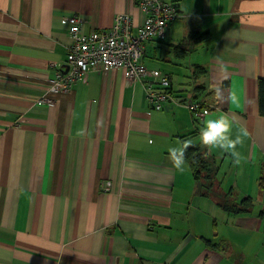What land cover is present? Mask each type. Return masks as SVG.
Instances as JSON below:
<instances>
[{
	"label": "crops",
	"instance_id": "crops-1",
	"mask_svg": "<svg viewBox=\"0 0 264 264\" xmlns=\"http://www.w3.org/2000/svg\"><path fill=\"white\" fill-rule=\"evenodd\" d=\"M166 1L178 16L141 58L169 77L156 110L122 68L90 69L69 89L50 82L65 64L67 16L85 33L126 13L135 30L133 0H0V264H264V0ZM189 100L216 107L197 119ZM221 115L240 136L238 159L202 142ZM182 145L245 208L200 192L187 159L174 168L168 150Z\"/></svg>",
	"mask_w": 264,
	"mask_h": 264
},
{
	"label": "built area",
	"instance_id": "built-area-1",
	"mask_svg": "<svg viewBox=\"0 0 264 264\" xmlns=\"http://www.w3.org/2000/svg\"><path fill=\"white\" fill-rule=\"evenodd\" d=\"M143 12V21L133 29L129 14L120 13L114 17L109 29L80 32L82 18L72 14L66 17L69 23L70 42L67 45L65 64L57 71L53 84L60 83L64 89L82 78L90 69L105 71L122 68L127 81L142 80L147 102L152 109L167 107L171 99L169 77L157 69H149L141 63L144 43L164 34L168 21L178 16V9L166 0H133ZM192 115L200 119L205 112L215 108V102L203 106L194 100L183 102ZM109 182L102 185L108 190Z\"/></svg>",
	"mask_w": 264,
	"mask_h": 264
},
{
	"label": "clouds",
	"instance_id": "clouds-1",
	"mask_svg": "<svg viewBox=\"0 0 264 264\" xmlns=\"http://www.w3.org/2000/svg\"><path fill=\"white\" fill-rule=\"evenodd\" d=\"M225 71H227V66H225ZM231 127L232 122L226 116H211L202 127L200 135L204 144L230 152L234 158L238 159L239 154L235 151V144L240 142V136L232 139L229 134ZM185 152L186 146L183 145L169 148L168 155L174 168L183 169L185 167Z\"/></svg>",
	"mask_w": 264,
	"mask_h": 264
},
{
	"label": "trees",
	"instance_id": "trees-1",
	"mask_svg": "<svg viewBox=\"0 0 264 264\" xmlns=\"http://www.w3.org/2000/svg\"><path fill=\"white\" fill-rule=\"evenodd\" d=\"M257 111L260 115H264V77H260L257 81ZM185 155L193 169L194 178L197 181L200 192L216 195L218 199H221L220 203L227 211L235 212L245 208L224 200L226 194L223 196L218 195L219 193L216 192L217 189L213 183V168L204 153H200L194 147H187Z\"/></svg>",
	"mask_w": 264,
	"mask_h": 264
},
{
	"label": "rangeland",
	"instance_id": "rangeland-1",
	"mask_svg": "<svg viewBox=\"0 0 264 264\" xmlns=\"http://www.w3.org/2000/svg\"><path fill=\"white\" fill-rule=\"evenodd\" d=\"M224 198V197H223Z\"/></svg>",
	"mask_w": 264,
	"mask_h": 264
}]
</instances>
